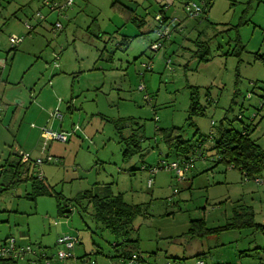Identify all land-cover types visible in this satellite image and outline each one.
I'll list each match as a JSON object with an SVG mask.
<instances>
[{
  "label": "rangeland",
  "instance_id": "1",
  "mask_svg": "<svg viewBox=\"0 0 264 264\" xmlns=\"http://www.w3.org/2000/svg\"><path fill=\"white\" fill-rule=\"evenodd\" d=\"M63 1L0 0V189L12 180L10 164L18 161L17 152L56 158L31 172L38 177L36 171H41L44 184L65 198L84 190L103 194L102 186L110 183L112 193L121 192L126 203L146 206L147 214L134 219L129 234L137 235L146 261L156 245L164 248L170 238L184 236L190 219L219 225L235 204L250 207L254 222L264 224V182L256 183L222 162L213 166L217 156L209 150L211 137L206 138L214 135L224 115L233 119L241 114L242 122L256 124L250 136L264 149V60L256 57H264V0H212L198 18L187 16L184 3L200 0H172L161 8L154 0H72L64 10H51ZM120 4L134 8L138 20H130ZM156 14L166 17L165 36L158 34ZM24 22L34 28L27 32ZM10 37L23 38L16 50L10 51ZM196 41L205 42L208 62L193 54ZM232 50L237 54H227ZM192 86L198 87L205 115H192L190 125ZM119 118L135 122L126 125L124 136H142V150L127 161L114 129ZM232 125L241 127L238 121ZM171 126L181 127L183 138L202 140V156L181 180L171 169L150 175L140 168L177 160L173 153L167 156L159 130ZM42 128L66 133L67 141H45ZM28 190L29 182L20 180L0 191V242L13 236L17 243L54 251L64 233L78 238L75 257L86 253L97 264L117 260L112 244L122 238L94 222L90 206L83 212L68 202L71 214L60 216L53 196L33 202L25 197ZM232 235L241 246L249 240L254 241L251 247L263 244L262 235L250 228L221 231L217 239L227 242ZM27 259L17 264H31ZM241 260L257 261L247 251Z\"/></svg>",
  "mask_w": 264,
  "mask_h": 264
},
{
  "label": "trees",
  "instance_id": "2",
  "mask_svg": "<svg viewBox=\"0 0 264 264\" xmlns=\"http://www.w3.org/2000/svg\"><path fill=\"white\" fill-rule=\"evenodd\" d=\"M211 2L212 0H200V2H195L202 5V12L200 14H204L206 12V8L208 9L210 7ZM120 6L130 20H133V22L138 20L137 16L134 15V9L122 4H120ZM160 12L162 13L163 9H160ZM200 14L198 16H200ZM165 19L166 17L161 18V23L164 25ZM142 22L143 18L140 19V23ZM155 22L156 28H158L159 21L155 20ZM31 30L27 32H30ZM123 37L128 43L130 42V38L128 36ZM195 43L198 46V50H196L193 54L198 57L199 62H208L210 60L208 58L209 52L205 42H203L204 44H200L198 41ZM12 50H16V46H11L10 51ZM234 52L235 51L232 50L229 52V54H237ZM256 57L264 60V57L258 53H256ZM260 89H262L264 93V84L261 85ZM260 97L264 99V95H260ZM262 104H264V101ZM242 108L240 107V112H242ZM259 109L261 110V107ZM1 110L2 107L0 102V112ZM192 115H205V107L201 105L198 100V87L195 86L190 87L189 109L186 119L187 124L193 125L191 121ZM241 120V114L237 115L233 119H228L227 116L224 115L222 119L219 120L218 125L215 127L214 135L209 134V136L206 138L211 137L210 139L212 140V146L209 148V150L214 151V155L217 156L214 164L222 162L227 166L231 165L232 168L242 172L246 178L254 180L255 178H260L264 172V149L260 147L250 136L255 129L256 124H253L252 121L245 123ZM235 121H238L241 124L240 129H237L232 125V123ZM132 122L134 121L131 118H119L113 121L114 129L117 135L120 136V141L123 146L121 157L124 161L129 160L134 154L140 153L142 150L140 147V140L142 139V136H137L133 132L126 136L123 135V129L127 124H131ZM139 127H141V125H138L137 128ZM159 130L161 131L162 140L165 142L167 147V156L169 153H173L175 156L179 157L181 155V162L187 161V159L192 154H194L195 157L202 156V152L200 151L202 140L200 138H198V140L195 142L192 141V138H183L181 134V127L171 126L170 128H161ZM197 132L198 131L196 128L193 135H195ZM20 158L21 153L18 154V161L16 160L13 164H10L12 180L6 187L1 188L0 191L12 188L17 181H28L31 188L30 191L26 193L25 197L33 201L38 196L53 195L57 199V213L60 216L67 217L71 214L70 208L67 207L68 202H74V204L83 212L87 211L88 207L90 206V216L93 221L100 224L103 229H106L111 234L122 238L120 241L117 240L112 244V248L116 253L112 257L119 259L122 257H127L133 251L138 252L137 235L135 237H129V234L133 229L132 224L134 219L138 215L147 214L146 206L138 203H126L120 193H112V190L108 184L103 188V194L93 193L91 190H84L71 199L65 198L58 192L52 193L51 190L44 184L43 179L32 174L31 169L37 166L34 164L35 158L29 157L30 159L26 163L22 162ZM180 160L178 161L180 162ZM140 168L148 170L149 166H140ZM240 228H250L258 231L262 235L264 241V224L255 223L251 208L242 204L233 208L232 214L230 217L226 218L225 223L221 226L207 227L202 218L190 219L188 221V228L185 234L191 238L203 239L208 235H217L221 231L235 230ZM259 248L264 250V244L263 247ZM35 249H39V247ZM95 253L97 254L99 251H95ZM85 255L87 254L85 253L83 256H80V258L85 257ZM202 255L203 254L195 255L197 256V259L194 264H196V262L199 260H202L205 263V261L199 257ZM15 260L16 259L14 258H0V264H17V261ZM172 261L174 262V260ZM172 261L169 262L171 263ZM27 262H29L28 259ZM174 264L176 263L174 262Z\"/></svg>",
  "mask_w": 264,
  "mask_h": 264
},
{
  "label": "built area",
  "instance_id": "3",
  "mask_svg": "<svg viewBox=\"0 0 264 264\" xmlns=\"http://www.w3.org/2000/svg\"><path fill=\"white\" fill-rule=\"evenodd\" d=\"M72 0H64L61 5L57 7H51V10L54 8H59V10H64L67 7L71 6ZM185 10L189 12L191 16H198L202 12V5L195 2H186ZM36 17H40L38 13L35 14ZM160 15L156 14L154 19L159 21V26L157 28L159 36H165L168 34L167 28L163 23H161ZM43 19V18H42ZM25 28L27 31L31 30L33 27L28 23L24 22ZM54 27L60 28V24H54ZM22 37H10L9 42L11 45H17L22 41ZM156 45V44H154ZM4 66V61H0V67ZM52 116L61 119V115L58 112H53ZM77 129V127H75ZM75 129H73L74 131ZM41 137L45 141L57 140L61 142H66L68 135L64 132H55L51 130H47L45 128L41 129ZM197 157V156H196ZM194 158V154H192L187 161H171L170 163L165 162V160H161L160 163L148 169L150 175L156 173L159 168L171 169L174 171L175 176L178 180L183 179L184 174L193 166V162L196 159ZM29 155L27 153H21L20 160L22 162L29 161ZM53 162L56 161V158L51 155H45L44 157H37L34 160V164L39 166L43 162ZM232 168V166H228ZM39 178H42L41 171H38ZM254 181L256 183H261L262 180L260 178H255ZM152 184L151 178L147 180V185L150 186ZM78 243V238L76 236L61 234L56 239V249L54 251L48 249H35L27 244H18L15 237L8 236L5 240L0 242V258H14V259H25L28 257L29 262L31 264H57L58 262L61 264H66V261L69 259L73 260L75 264H97L95 260H92L90 257H82L78 261H75V256L73 254V249L75 245ZM109 264H144V257L138 251L131 252L127 257H122L117 259L114 262ZM163 264H171L169 261H165ZM196 264H205L202 260L196 262Z\"/></svg>",
  "mask_w": 264,
  "mask_h": 264
},
{
  "label": "crops",
  "instance_id": "4",
  "mask_svg": "<svg viewBox=\"0 0 264 264\" xmlns=\"http://www.w3.org/2000/svg\"><path fill=\"white\" fill-rule=\"evenodd\" d=\"M154 1L160 5V8L166 6L167 4L172 3V0H154ZM71 5H72V3H71ZM184 5H185V3H184ZM184 12L189 17L198 18L197 16L194 17V16L189 15V12H187L185 10V6H184ZM262 32H263V28H262ZM227 54H229V51L227 52ZM16 102L18 103L20 101L18 99H16ZM5 108H6V106H5ZM3 109H4V107H3ZM20 153L21 152H17L16 154H20ZM176 157H177L176 161L181 159L179 156H176ZM215 165H217V164H213V166H215ZM226 167H228V166L226 165ZM232 169H234V168H232ZM143 170H147V169H143ZM36 173H37V171H36ZM240 174L243 176L242 172H240ZM41 179H43V177ZM262 182H264L263 179H262ZM106 185L102 186V188H104ZM108 185L110 186V183ZM46 186L48 187V185H46ZM30 188L31 187H30V183H29V190L26 193H28L30 191ZM51 191H53V190H51ZM54 193H56V192H54ZM116 193H114V194H116ZM120 194L122 195L121 192H120ZM49 196H53V195H49ZM122 198H123V195H122ZM35 200H36V198L33 200V202H35ZM55 201H56L55 210L57 213V207H56L57 199L56 198H55ZM139 204H141V203H139ZM238 205H241V204H235V206H238ZM198 218H201V217H198ZM226 218H228V217H226ZM192 219H195V218H192ZM51 222H54V221H51ZM224 223L219 224V225H214V226H207V225L206 226L207 227H217V226L223 225ZM222 234L227 235V233H222ZM239 240H240V238L238 236H235V235H232V237L229 238L227 242H225V240L220 241L219 239H217V235H208L203 239H199V238H191L190 236L184 234V236L182 235L179 238L178 237L170 238L169 239V245L164 247V248H161L160 246L156 245L155 249L148 252L151 255V258L148 259L147 261L144 260V264H163L166 260H168V261L174 260V262L176 264H194L196 259H197V256H195V255H200V254H203L202 256H199V257L201 259H203L206 264H244L243 260H241V258H242V252H245V251L250 252L254 257H256L257 261L250 263V264H264V250L259 248V247H263L264 241H263V244H254L251 247L249 245H250V243L254 242L253 240L248 241V243H249L248 246H241ZM78 243H79V241H78ZM18 244H21V243L18 242ZM77 244L75 246H77ZM38 247H39V249H43V248L46 249V247H42V246H38ZM138 248H139V245H138ZM224 248H226L225 251L219 250V249H224ZM160 252H162V256L161 257L156 256V254H159ZM83 255L84 254H82L81 256H83ZM76 259L79 260L80 256L75 257V260ZM22 260H24V259H19V260L16 259L15 261L19 262ZM71 261H73V260H71ZM26 262H27V260H26ZM174 262L172 261L171 263L174 264Z\"/></svg>",
  "mask_w": 264,
  "mask_h": 264
}]
</instances>
